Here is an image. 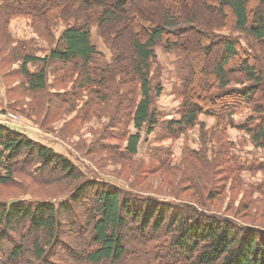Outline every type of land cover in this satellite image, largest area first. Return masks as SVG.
<instances>
[{
	"label": "trees",
	"instance_id": "trees-1",
	"mask_svg": "<svg viewBox=\"0 0 264 264\" xmlns=\"http://www.w3.org/2000/svg\"><path fill=\"white\" fill-rule=\"evenodd\" d=\"M137 1L0 0V15L8 22L43 13L50 18L61 16L66 24L49 55L23 56L21 69L29 90L47 89L51 65L73 69L70 76L77 73V91L85 90L87 105L97 106L113 97L121 107L126 104L124 121L135 132L126 129L125 150L135 155L142 132L150 135L159 124L155 103L163 87L158 79L153 85V66L157 46L165 44L180 52L185 67L181 68L180 117L169 122L170 134L182 135L196 126L204 134L202 115L216 118L224 129L234 128V117L247 111L250 116L238 129L249 136L255 149L264 150L263 61L234 39L211 42L209 30L198 29L199 12L194 15L189 10L192 2L198 11L206 4L213 18L224 21L211 32L226 28L230 20L234 29L259 45L264 43V0ZM94 26L113 53L110 63L93 43ZM193 29L199 30L204 43L201 55L207 57L213 47H222L213 67L196 64L192 53L177 46L175 40ZM121 40L126 46L121 42L119 49ZM37 63L42 67L31 73L29 64ZM232 83L240 86L232 87ZM227 153L225 147L219 150L237 171V160L229 159ZM32 162L40 165L41 176L75 185L68 200L58 205L47 200L0 203V264H58L57 254L64 264H264V229L195 207L175 206L149 196L137 198L108 183L84 181L68 159L0 124V184L12 183L13 175L26 173Z\"/></svg>",
	"mask_w": 264,
	"mask_h": 264
},
{
	"label": "rangeland",
	"instance_id": "rangeland-1",
	"mask_svg": "<svg viewBox=\"0 0 264 264\" xmlns=\"http://www.w3.org/2000/svg\"><path fill=\"white\" fill-rule=\"evenodd\" d=\"M205 5L198 11V5L194 8L192 2L189 10L191 14L199 12L198 29L209 30L211 42L234 39L244 51L258 55L264 63V43L258 45L234 29L230 20L226 28L211 32L220 19L213 18ZM42 14L36 18L15 17L9 22L0 15V124L22 132L33 142L68 159L84 181L108 183L137 198L149 196L175 206L195 207L206 214L264 229V150L255 149L249 136L238 129L250 112L235 116L234 128L224 129L216 118L202 115L199 120L206 126L204 134L196 126L182 135H171L168 124L180 117L179 92L183 89L185 67L179 51L159 45L152 80L156 85L158 79L163 87L162 96L155 103L159 124L150 135L145 130L142 132L137 154L129 155L124 133L126 129L135 131L132 125L125 124L126 104L121 107L117 97L97 106L87 105L89 97L85 90L77 91V73L70 76L73 69L66 70L59 63L48 68L46 90H29L21 69L23 56L49 55L66 28L61 16L55 14L50 18L51 15ZM198 33L199 30L193 29L175 42L185 53H192L196 64L213 67L221 58L222 47H213L207 57L201 55L204 43ZM92 37L106 62H112L113 53L95 26ZM122 41L117 44L119 49ZM122 46L126 44L122 42ZM41 67L39 63L29 64L28 69L33 73ZM223 147L228 150L229 159L237 160V169L241 167L242 171H236V167L219 155ZM33 162L26 173L16 172L12 183L0 184V203L47 200L58 205L68 200L75 183L59 182L58 177L51 180L49 175L46 179L41 176L40 165ZM59 257L57 254L55 262L64 264Z\"/></svg>",
	"mask_w": 264,
	"mask_h": 264
}]
</instances>
